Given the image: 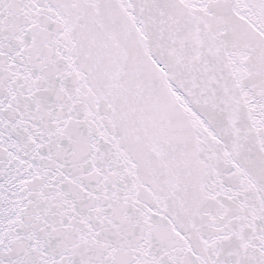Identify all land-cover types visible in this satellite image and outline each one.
I'll return each mask as SVG.
<instances>
[{"label":"snow or ice","instance_id":"snow-or-ice-1","mask_svg":"<svg viewBox=\"0 0 264 264\" xmlns=\"http://www.w3.org/2000/svg\"><path fill=\"white\" fill-rule=\"evenodd\" d=\"M0 264H264V0H0Z\"/></svg>","mask_w":264,"mask_h":264}]
</instances>
